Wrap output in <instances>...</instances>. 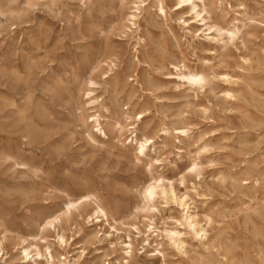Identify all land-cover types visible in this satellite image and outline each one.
Listing matches in <instances>:
<instances>
[{
	"label": "rangeland",
	"instance_id": "obj_1",
	"mask_svg": "<svg viewBox=\"0 0 264 264\" xmlns=\"http://www.w3.org/2000/svg\"><path fill=\"white\" fill-rule=\"evenodd\" d=\"M135 1L15 0L21 12L0 15V54L25 48L36 61L14 95L22 101L31 91L50 114L41 121L47 137L31 142L24 123L0 112V155L15 156L0 157L8 264H264V0H207L209 14L200 17L178 0H165V17L157 0H145L139 27L128 19ZM236 28L231 39L225 31ZM181 60L205 72L203 87L177 77L171 62ZM11 83L0 73L1 91ZM91 95L109 107L108 135L90 137L91 123L78 117L94 113ZM130 105L141 119H127ZM183 123L187 135L174 130ZM131 126L153 136L141 160L130 139L121 143ZM155 180L168 194L147 209L144 187ZM87 193L111 213L109 222L88 219L92 198L66 211L67 195ZM187 205L193 219H185ZM56 214V227L44 225ZM150 219L159 236L148 232ZM166 231L180 232L185 246ZM28 242L43 253L37 262L19 252Z\"/></svg>",
	"mask_w": 264,
	"mask_h": 264
},
{
	"label": "bare ground",
	"instance_id": "obj_2",
	"mask_svg": "<svg viewBox=\"0 0 264 264\" xmlns=\"http://www.w3.org/2000/svg\"><path fill=\"white\" fill-rule=\"evenodd\" d=\"M15 0H0V15L5 16L7 19L15 14H19L21 10H15L13 8ZM136 8L137 13L128 14V19L131 21V24L135 27H139L138 24V12L141 9L140 3H144L145 0H136ZM157 6L159 11L163 13L165 17H167L166 11V2L165 0H157ZM180 4L190 5L191 10L194 11L197 17H200L203 12L209 14L208 3L207 0H178ZM140 13V12H139ZM206 18L203 15L202 20L204 21ZM131 29V28H130ZM219 30L222 31V28ZM230 35L231 39H234L238 35V28L236 30H228L225 31ZM141 39V36L139 37ZM226 46V45H225ZM22 64V65H21ZM172 67H174L178 73L177 77L182 78L184 81L188 82L192 87H203L207 82V76L204 71L199 69L191 68L185 60L181 61H173L171 62ZM35 66L36 61L32 54H30L29 49L25 48H14L10 53L3 52L0 54V73L4 74L6 71L9 72L12 77V85L5 91L0 90V112H4L8 114L12 120H17L18 122L24 123V132L22 134L23 137L28 139L31 142H41L47 137V131L43 128L41 123L42 120H45L46 117H49V109L46 105L41 103L39 99L33 98L32 92L23 91L22 93V101L16 98V95L13 93V89L17 88L18 84L28 85L32 76L35 74ZM171 76H175L174 73H169ZM131 80H135V78L131 77ZM92 86L96 85L95 82H90ZM62 89V88H61ZM66 89V88H65ZM58 92L61 90L58 89ZM93 90H90L88 93L93 94ZM101 96L94 97L90 96V100L88 103L93 104L94 113L91 115L85 116L80 113L78 117H82V120H86L88 124H90V137L94 135V132H99L100 134L108 135V128L106 129L107 122L105 120H109V118L103 113V111L108 112L109 107L106 105L104 100H99ZM19 98V97H18ZM129 108V113L127 115V119H132L138 117L141 119L143 117V112H137L135 110L134 105L127 106ZM90 120V121H89ZM118 124V123H117ZM121 128L122 124H118ZM130 131V136H127L125 139L121 140L122 145H127V140L130 139L128 146L134 151V155L137 159L141 160L143 153L145 155V149H147V145L153 141V136L148 131H141L136 128V126H131L128 128ZM174 130L182 135H187L190 131V127L188 123H183L180 126L174 128ZM165 131V130H164ZM89 137V138H90ZM91 139V138H90ZM135 143V144H134ZM1 159L3 157L7 158H15V156L10 152L9 154L2 153L0 155ZM160 182L157 183V180L149 182L146 184L145 191L143 193L142 201L144 203V207L149 209L151 206H155L154 201L156 200V195L166 196L168 194V190L165 188H161L159 185ZM68 202L66 203V211L71 212L72 209H79L81 205L92 198L94 199L92 205L91 212L88 213V219L92 221L94 219L100 220L103 219L106 222H109L110 214L109 211L103 206L100 199L92 194L87 193L84 195H80L79 197H74L73 195H67ZM187 212L185 215V219H193L192 215H188L189 206H186ZM209 220H211L209 218ZM60 221V214L52 215L46 218V222L44 225H50L56 227V222ZM179 221V220H178ZM191 227H193L194 231L199 234L201 237H206L208 235V229L206 227L201 226L198 222H191ZM254 225V224H253ZM256 226V225H255ZM147 230L154 236H159V233L162 231L156 221L154 219H150V222L147 224ZM140 232V231H139ZM169 237L172 239L173 243L177 244L179 247L185 246V241L182 239V235L178 231H166ZM150 234L147 235V238ZM264 237V236H263ZM58 243L60 245H66L67 240L63 232L58 229L57 234ZM148 242L149 238H148ZM126 253L130 255L134 250V244L132 242V238L129 237V241L126 242ZM2 244H0V256L6 255L3 264H8V252ZM48 255L50 257L49 262L54 260V255L52 253V249L50 245L47 246ZM19 252L23 259H32L34 258V262H37V257H41L43 255L41 249L33 243H24L23 246L19 249ZM36 257V258H35ZM246 257V256H244Z\"/></svg>",
	"mask_w": 264,
	"mask_h": 264
}]
</instances>
